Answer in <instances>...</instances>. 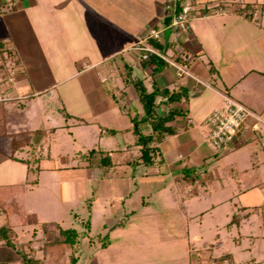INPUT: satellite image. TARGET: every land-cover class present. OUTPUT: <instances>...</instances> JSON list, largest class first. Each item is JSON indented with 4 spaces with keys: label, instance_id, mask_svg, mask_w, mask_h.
Returning <instances> with one entry per match:
<instances>
[{
    "label": "crops",
    "instance_id": "crops-1",
    "mask_svg": "<svg viewBox=\"0 0 264 264\" xmlns=\"http://www.w3.org/2000/svg\"><path fill=\"white\" fill-rule=\"evenodd\" d=\"M58 1L0 0V123L4 127L0 134V164L6 160L14 163L13 158L29 162L24 155L19 158L18 150L42 152L48 148L37 166L39 176L43 171L52 173L61 199L68 197L62 191L73 189L79 178L113 179L108 182L109 207L100 195L91 204V228L97 216L103 215L111 223L115 220L110 217L113 214L126 215L129 222L140 224L152 208L145 205L144 199L141 208L134 196H147L155 202L176 204L178 219L183 216L188 222L189 235L190 222L205 216L214 220L215 227L210 230L220 251V261L215 259L213 263L235 264L238 258L240 264H264V1L255 2L254 14L248 18L236 12L238 5L228 6L223 3L225 0H182L194 8L185 38L175 40V35L167 33L165 23L168 0H60L67 5L69 2L72 12L86 10L87 23L83 17L76 26L61 22L59 31L45 33L42 38L34 20L55 19ZM222 6L226 12L216 13L215 9ZM58 24L57 18L56 27ZM78 25L82 29L79 34L74 32ZM151 29L163 33L161 52L177 64L186 65L181 75L179 68L166 60L162 63L141 59L135 46ZM58 57L76 66L61 72L63 68L56 67ZM4 60L8 67L7 63L2 64ZM138 79L150 92L156 87L185 92L178 102L169 105L165 97L156 100L158 115L164 116L171 109L182 113L169 123L175 127V133L155 143L158 150L150 165L136 162L142 147L137 143L133 119L138 121L139 132L153 133L151 124L141 120L144 108L134 85ZM40 96L42 100H60L69 117L62 118L60 123L58 112L37 100L36 106L44 113L38 121L40 125L35 127L37 121L31 110L36 106L21 100ZM224 96L244 105L252 115L236 133L231 147L216 154L205 140L202 120L222 104ZM19 112H23L25 119L12 118L11 114ZM71 125L83 132L86 130L81 127H87L94 142L82 143L83 150L72 156V162L51 163L55 139L64 127L70 130ZM20 134L21 140L6 153L5 141L9 145ZM91 150L92 156L100 159L80 163L74 160ZM215 156L214 167L210 168L208 161ZM187 172L198 177L194 183L184 180ZM15 180L0 177V185L20 183ZM35 183L39 184V179ZM22 205L27 223L34 221L36 215L29 214ZM107 213L110 216L106 217ZM76 216L80 224L86 219L78 213ZM153 216L159 218L157 213ZM6 222L1 213L0 225ZM37 224L34 228L41 225ZM131 226L127 230H135ZM197 232L194 231V240L202 236ZM244 238L250 241L249 246H241ZM230 240L241 249L234 251L228 246ZM206 244L215 245L203 240L202 245ZM109 250L107 247L95 252L90 264H102V256ZM38 252L41 254L32 251L42 257V251ZM112 253L115 255L104 258L112 261L109 264L117 262V258L121 260L118 251Z\"/></svg>",
    "mask_w": 264,
    "mask_h": 264
},
{
    "label": "rangeland",
    "instance_id": "rangeland-1",
    "mask_svg": "<svg viewBox=\"0 0 264 264\" xmlns=\"http://www.w3.org/2000/svg\"><path fill=\"white\" fill-rule=\"evenodd\" d=\"M59 1L55 5V10H57L54 13V15H56V20L54 19V17L49 18L50 21H48L47 19L41 20V18L34 20L38 24V36L43 38L45 33L53 34L54 31H59L61 28V22L63 24L65 22H72L73 26H76L77 20L81 22L80 19L81 17H83L85 23H87L86 10H84V13L78 14L75 11L72 12L69 2H67V5L65 4V2ZM225 1L227 2L223 3H227L228 6L238 5V10L234 7V9H236V12L245 9V7L249 5V8L247 7L249 9L248 11H250L249 14L253 16L254 13L252 10L254 9V5L257 0H248L249 2L247 0ZM143 4L144 3H142V5ZM81 9L82 8L79 7V10ZM240 13L245 14V12ZM57 18L58 23H60V25L58 24L60 27L58 25L56 27L55 25V23L57 24ZM168 29L169 30L167 31V33L175 35V40L181 39L180 36L182 31L174 30L171 27H168ZM74 32L78 34L79 32H82L80 25L74 28ZM185 34L187 33L185 32L184 35ZM161 35H163V33H161ZM57 39H60V35L58 34L56 35V40ZM58 58L59 60L56 62V67L61 69L63 68L61 72H69L73 67L76 66L73 65V62L71 61H61L60 57ZM5 61L6 60L2 61L3 65L7 63ZM78 63L79 62H77V64ZM6 66L8 67V63L6 64ZM50 66L52 65L50 64ZM69 83L67 85H69ZM42 97L43 96H40V99L35 100L24 99L21 101L27 102L29 103V105L33 104L36 106V101L39 100L46 107H51L53 108V110L57 111V118H59L60 123H63L64 120L62 118H67L65 114V112L67 111L64 110V104H62L60 100L55 98L52 99L48 97L45 100H42ZM31 112L33 114L35 122L37 121L35 127H38L40 125L38 121H40V119L42 118V113H44V111L40 110L39 106H36L32 107ZM11 116L12 118L15 117L14 119H17L18 117L22 120L25 119V117L23 116V112H19V114H11ZM68 121L70 124L72 123L71 119H69ZM79 129H73L71 125L70 131L66 127H64L59 137L54 141L56 146L54 151L53 149L51 150V163L58 162L63 165L68 161L72 162V156L77 155L78 150H83L84 146L82 143L94 142L92 134L89 133L87 127H81L82 130H86L85 132ZM21 137V134L15 135V138H13L12 135V138L14 140L10 141L9 145H7L5 141V152L7 153L8 150H13V148L18 144V140H21ZM46 149L42 152H35L32 150H18V152L20 153L19 158L24 155V157L29 159V162L18 158H13L15 160L14 163L6 160L4 164H0V177H3L5 181L16 179L15 181H17V183L20 182V187H18L17 189V195H19L18 201L25 205V208L27 209L29 214H32L33 216L36 215V219L34 221L32 219V221L27 223L25 226H16L15 229L17 230V232L15 240L20 247H27L31 252L34 250V252L38 255L41 254V252H38V249H40L44 238L50 235H44V233L40 229V226L38 228H34L35 225H38L37 222L41 224L42 222L46 221H57L60 222L64 227H75L78 230H83V223L86 219H84L82 224H80L81 222H77V218L79 217L76 216V213H78L80 217L82 216L84 218H88L89 213H91L92 211L91 204L94 203V199L99 195L101 196L99 198L100 200L102 199L103 203H106L108 207L110 205V186L108 182H110L111 180L108 181L105 178H79L77 179L76 183L74 182L75 186L73 189L64 191L67 194L62 191L65 197L66 195H68V197L61 199V193H59V187L57 185L58 183L55 184V181H53L54 178L52 173L43 171L39 176V170L37 166L39 161L42 159L41 156H43L47 152ZM214 158H217V156L213 157L210 162L208 161L207 166H209L210 168L214 167V164H212L213 161H215ZM93 159H100V157H91V155L86 154L85 156L80 155L74 160L80 163L84 160L92 161ZM35 179H39L40 183L36 184ZM111 182H113V179ZM72 190L74 191V193ZM134 197L139 199L138 203H140L141 208L142 201L144 199L145 205L153 209H151V213H149L144 218V220L140 222V224L129 222V218H127L126 215L121 214H113L110 216L109 213H107L106 217L110 216L111 218L113 217L115 220H117H114L111 223L105 221L103 215L97 216L92 228H90L89 230L91 237H93V240L90 241V236L81 238V243L78 250L81 255L82 263L90 264L91 258L95 254V252L100 251L101 249H106L107 247H109L110 250L107 251L106 255L109 254V256H112V254H114L112 252L118 251L120 253V255H118L120 256L121 260H126L121 261L117 258L118 261L114 262L113 264H215L213 263L215 259L220 261L218 259L220 251L216 246L214 236L211 235L210 230L215 227L216 223L213 222L214 220H211L212 218L210 216H205L203 220L198 219V221L196 220V222H190L191 235H189L186 226L188 225V222L183 216L180 220L178 219L180 217H178V215L176 214L177 210L175 211V208L177 206L176 204L168 205L167 203L163 204L162 201L155 202L154 199H152L151 197L150 199H148L147 196L145 198H140L138 197V195H135ZM201 207H204V203L203 205H201ZM154 213H157L159 218L153 216ZM220 222L221 221L217 223ZM130 224H132L131 228L134 227L135 230H127L130 229ZM195 230L198 231L197 233L199 235H202L198 236V238L200 237V240L193 239ZM203 240H207L209 243H214L215 245H202ZM103 241L109 242L108 246L105 248L101 247V242ZM228 243V246L230 245V247L234 251H236L237 248L241 246L243 247L250 245V241L246 238L243 239V243L239 247H236L237 244H235L231 240ZM33 244L34 247L32 246ZM122 245L126 247L123 248ZM240 249L241 248H239V250ZM106 255L102 256V264L112 263V261L108 260V258H106L105 261L104 258ZM83 258H85V262L83 261ZM114 260L115 258H113V261ZM240 260L236 258L235 264H240Z\"/></svg>",
    "mask_w": 264,
    "mask_h": 264
},
{
    "label": "trees",
    "instance_id": "trees-1",
    "mask_svg": "<svg viewBox=\"0 0 264 264\" xmlns=\"http://www.w3.org/2000/svg\"><path fill=\"white\" fill-rule=\"evenodd\" d=\"M181 1L177 0L176 10L181 9ZM167 5V3H166ZM249 5L242 9L240 12H245L246 17L250 18ZM171 19V14L168 13L165 18V23L168 25ZM181 39L185 38L184 33H181ZM148 42L156 47L158 50H164L162 41H157L154 38H149ZM148 60H159L162 63H166L161 57L151 54ZM135 88L138 92L140 101L143 104L144 115L141 120L148 121L153 133L150 135H144L137 129L138 121L134 118L135 131L138 134L137 143L142 147V155L136 162H142L146 165L153 164L155 162V155L158 147L155 145L157 141L162 140L166 135L175 133L176 129L172 126V121L177 114L182 113L181 110L171 109L164 116H160L155 111L156 100L159 96L166 98V103L178 102L184 97L185 92H175L168 88L156 87L153 91H148L142 80L138 79L134 82ZM3 102L0 101V114H3ZM66 117L69 114L65 112ZM4 133L3 123H0V134ZM93 150L88 152L92 157ZM104 159V158H101ZM109 162V161H108ZM110 163V162H109ZM197 176L193 173L187 172L184 176V180L189 184H192L197 180ZM20 184L13 185H0V213L6 216L7 222L4 225H0V264H84L81 261V255L79 253V246L81 238L88 237L89 230L91 228V213L84 221L83 230H78L75 227H64L59 222L49 221L40 225V229L46 236L40 246L42 251V257L36 256L31 251L26 250L18 245L15 240L16 231L14 227L19 224H26L28 217L26 211L18 201L17 192ZM93 237L90 238V241ZM109 244L108 241L101 242V247L105 248Z\"/></svg>",
    "mask_w": 264,
    "mask_h": 264
},
{
    "label": "built area",
    "instance_id": "built-area-1",
    "mask_svg": "<svg viewBox=\"0 0 264 264\" xmlns=\"http://www.w3.org/2000/svg\"><path fill=\"white\" fill-rule=\"evenodd\" d=\"M177 0H168L166 8L171 14L168 27L174 30L187 32L189 30V21L193 11V5L189 2H181V9L176 10ZM216 13L226 12V9L217 7ZM149 38H154L157 41H162L160 31L151 29L149 34L142 37L135 48L139 51L142 60L147 59L151 54H155L166 60L169 64L179 68L180 75L185 72V67L177 64L174 60L167 57L164 53L152 46ZM252 113L244 105L238 101L224 96L222 104L214 107L202 120V125L206 128L205 140L209 143L216 154L222 153L231 147L233 139L241 126L246 122L247 118Z\"/></svg>",
    "mask_w": 264,
    "mask_h": 264
}]
</instances>
